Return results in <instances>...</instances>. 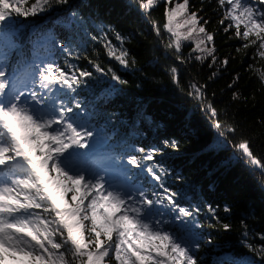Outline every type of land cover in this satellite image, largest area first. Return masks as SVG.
I'll list each match as a JSON object with an SVG mask.
<instances>
[{
  "label": "trees",
  "instance_id": "1",
  "mask_svg": "<svg viewBox=\"0 0 264 264\" xmlns=\"http://www.w3.org/2000/svg\"><path fill=\"white\" fill-rule=\"evenodd\" d=\"M140 2L67 0L35 16L14 15L6 24L17 32L19 47L10 56L6 74L21 58L32 59L37 41L42 45L37 62H54L78 77L80 71L90 73L79 77L81 83L67 92L65 102L83 122L102 132L105 156L117 158L112 170L130 187L145 190L153 199L152 193H175V204L193 212L176 219L178 212L165 200L164 214L157 218L166 221L169 230L186 226L200 239V247L193 248L197 264H264V168L248 163L235 147L247 141L264 164V58L258 55L259 41L250 44L236 36L234 24L225 19L227 4L189 0V12L197 13L213 35L207 47L215 49L212 56L197 59L201 53L193 51V41H181L179 51L169 47L175 38L164 28L166 9L183 0H157L150 10L142 9ZM250 3L264 11L259 0ZM45 34L54 39L42 40ZM108 42L116 55L127 52V65L108 54ZM77 101L81 109L74 107ZM216 122L220 129L214 127ZM148 154L153 159H145ZM132 156L140 167L127 163ZM149 167L160 181L147 172Z\"/></svg>",
  "mask_w": 264,
  "mask_h": 264
},
{
  "label": "snow or ice",
  "instance_id": "2",
  "mask_svg": "<svg viewBox=\"0 0 264 264\" xmlns=\"http://www.w3.org/2000/svg\"><path fill=\"white\" fill-rule=\"evenodd\" d=\"M28 2L0 0V25H5L0 27V264H197L193 248L200 247V239L186 226L169 230L167 222L157 218L164 214L161 208L165 200L172 206L170 210L178 212L176 219L193 215L188 208L175 204V193H152L155 198H149L145 190L130 187L126 178H111L109 169L115 165V156L88 162L86 154L76 151L88 148L89 140L102 135L65 102L67 92L81 83L79 77L90 73L80 71L78 77L54 62H37L42 46L37 41L32 59L21 58L11 74H6L10 56L19 47L17 32L6 22L14 15L35 16L54 2L67 0H32L25 7ZM167 2L171 4L172 0ZM156 3L141 0L140 7L150 10ZM218 3L221 7L228 5L225 19L234 24L236 36L242 35L250 44L259 41L258 55L264 58V11L253 7L250 0ZM259 3L264 4V0ZM76 15L72 13V18ZM165 16L164 28L175 38L169 47L174 45L179 51L181 41H193V51L201 53L197 59L213 55L214 47H207L213 35L206 31L197 13L189 12V0L168 7ZM177 17L183 18V23H178ZM41 39L54 37L45 34ZM117 39H122L119 34ZM106 47L110 56L127 65L126 51L116 55L111 42ZM97 70L102 71L99 66ZM175 72L172 69L173 80L178 82ZM261 78L264 82V72ZM60 92L64 95H58ZM196 92L202 95L199 89ZM74 107L81 109L78 101ZM214 127L220 129L222 125L216 122ZM235 147L248 163L264 168L247 141ZM145 159L151 160L153 155ZM127 163L140 167L135 156ZM147 172L155 181L161 180L153 168H147ZM160 186L163 188V184ZM229 227L224 225L225 230Z\"/></svg>",
  "mask_w": 264,
  "mask_h": 264
},
{
  "label": "rangeland",
  "instance_id": "3",
  "mask_svg": "<svg viewBox=\"0 0 264 264\" xmlns=\"http://www.w3.org/2000/svg\"><path fill=\"white\" fill-rule=\"evenodd\" d=\"M89 147L88 148H82L77 149L76 151L81 154L85 155V160L90 162L98 157H103L107 154L103 152V147L105 145V142L99 137L94 136L93 139L88 141ZM111 178L115 181H123L125 180L123 177H121L118 173L112 170V168L109 169Z\"/></svg>",
  "mask_w": 264,
  "mask_h": 264
}]
</instances>
